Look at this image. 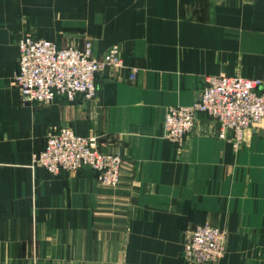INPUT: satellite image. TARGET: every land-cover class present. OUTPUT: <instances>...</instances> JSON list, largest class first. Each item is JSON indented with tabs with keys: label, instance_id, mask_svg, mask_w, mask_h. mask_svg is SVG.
<instances>
[{
	"label": "crops",
	"instance_id": "crops-1",
	"mask_svg": "<svg viewBox=\"0 0 264 264\" xmlns=\"http://www.w3.org/2000/svg\"><path fill=\"white\" fill-rule=\"evenodd\" d=\"M59 46L117 44L97 97L46 104L13 84L19 36ZM264 78V0H0V264H190L186 232L225 231L215 264H264V131L238 150L200 114L176 147L167 107L189 105L206 75ZM97 135L122 157L119 181L33 164L49 132Z\"/></svg>",
	"mask_w": 264,
	"mask_h": 264
},
{
	"label": "built area",
	"instance_id": "built-area-1",
	"mask_svg": "<svg viewBox=\"0 0 264 264\" xmlns=\"http://www.w3.org/2000/svg\"><path fill=\"white\" fill-rule=\"evenodd\" d=\"M18 58L13 84L22 102L46 104L54 98L74 101L97 97V72L122 66L117 44L100 57L92 52L91 42L81 46H59L56 42L31 34L17 38ZM203 114L217 124L216 135L238 150L246 130L264 131V78L206 75L197 98L189 105L166 108L164 137L181 147ZM97 135H80L70 127L53 130L42 150L32 156L33 164L52 174L61 170L77 172L89 168L106 186L119 181L122 157L100 150ZM225 231L208 223L189 229L183 242V255L190 264H215L225 254Z\"/></svg>",
	"mask_w": 264,
	"mask_h": 264
}]
</instances>
